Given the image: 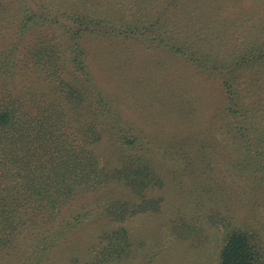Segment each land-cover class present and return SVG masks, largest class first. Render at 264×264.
<instances>
[{
  "label": "rangeland",
  "instance_id": "374dc122",
  "mask_svg": "<svg viewBox=\"0 0 264 264\" xmlns=\"http://www.w3.org/2000/svg\"><path fill=\"white\" fill-rule=\"evenodd\" d=\"M138 1L23 3L32 12L39 4L53 12L77 7L94 18L101 15L111 20L124 14L140 20ZM0 4V54L7 50L13 54L11 87L14 94H20L28 84L41 85L39 72L26 61L28 52L39 36L46 41L53 36L45 27L33 32L32 25L20 31L25 15L20 0H0ZM168 10L174 32L182 40L196 43L221 61L233 83L242 124L251 130L260 128L264 136V0H181L176 9ZM56 33L55 42H62L61 32ZM151 43L129 37L82 40L99 90L114 101L127 125L149 136L144 145L149 151L146 157L162 185L148 196L161 200L160 210L136 213L123 222L129 245L119 256L113 252L109 235L121 222L104 213L110 198H131L118 182H111L99 192L100 197L87 194L76 199L55 222L42 218L41 212L19 210L16 228H0V264H219L230 231L258 229L264 239V185L254 188L255 176L236 169L241 151L223 120L221 77ZM180 134L205 138L203 161L185 166L181 150L169 143ZM260 134L249 137L253 151L261 147L256 141ZM118 146L108 137L98 148L109 170L122 164L125 155ZM185 155L195 156L194 152ZM4 187L0 180V189ZM82 206L88 215L80 224L58 228V223L69 218L68 210ZM6 233L9 236L2 238Z\"/></svg>",
  "mask_w": 264,
  "mask_h": 264
},
{
  "label": "trees",
  "instance_id": "16d2710c",
  "mask_svg": "<svg viewBox=\"0 0 264 264\" xmlns=\"http://www.w3.org/2000/svg\"><path fill=\"white\" fill-rule=\"evenodd\" d=\"M23 1L20 3L25 15L20 31L29 25L35 28L33 32L45 27L53 37L46 41L43 35L39 36L28 52L26 61L39 72L36 76L41 85L28 84L20 94H14L15 88L11 87L15 67H11L10 58L14 56L7 54L9 50L0 54V180L5 186L0 189V228H16L15 215L23 209L41 212L42 218L55 222L76 199L87 194L100 197L99 192L111 182H118L128 189L131 198H110L104 204V213L110 220L121 222L109 235L113 252L119 256L129 245L123 222L136 213L160 210L161 200L148 196L162 185L146 157L149 151L144 145L149 136L127 125L114 108V101L99 90L90 71L88 53L82 46L83 37L89 36L103 42L120 37L152 42L150 46L167 47L188 63L221 77L223 120L231 127L233 142L241 151L236 169L255 176L254 188L264 185L262 130H251L242 124L235 89L221 61L174 32V23L166 13L169 8L176 9L181 0L138 1L141 8L137 12L143 20H130L131 16L117 14L119 11L111 20L102 19L101 15L94 18L77 7L56 10L54 14L39 4L32 12ZM56 31L61 32L62 42H55ZM255 134L261 136L256 137L261 147L253 151L249 137ZM108 137L118 142L125 155L121 166L110 170L98 152ZM204 140V137L199 140L196 135L180 134L169 143L177 145L173 148L181 150V159L189 167L203 161ZM187 152H194L195 156L187 158ZM68 211L69 218L58 223V228L80 224L88 215L84 206ZM8 236L6 233L1 237ZM219 264H264L261 232L258 229L230 231L221 248Z\"/></svg>",
  "mask_w": 264,
  "mask_h": 264
}]
</instances>
